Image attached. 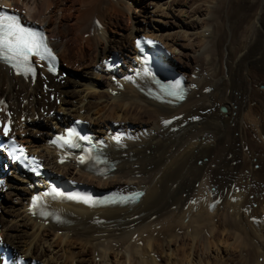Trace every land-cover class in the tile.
<instances>
[{
    "label": "bare ground",
    "instance_id": "bare-ground-1",
    "mask_svg": "<svg viewBox=\"0 0 264 264\" xmlns=\"http://www.w3.org/2000/svg\"><path fill=\"white\" fill-rule=\"evenodd\" d=\"M142 2L0 0V12L44 26L61 57L58 75L41 68L35 83L0 64V123L10 116L13 135L50 172L98 190L146 191L124 208L55 205L65 224L37 219L29 204L36 186L0 153V193L2 182L9 190V200H0V245L27 264H264V0H156L154 9ZM143 34L162 41L169 63L195 86L184 103L140 92L141 75L102 74L110 53L135 63L134 39ZM215 45L220 58L208 55ZM179 115L177 131L162 125ZM78 118L102 134L113 124L134 128L126 149L108 146L115 170L105 179L74 162L58 164L50 140ZM211 195L223 200L212 210Z\"/></svg>",
    "mask_w": 264,
    "mask_h": 264
},
{
    "label": "snow or ice",
    "instance_id": "snow-or-ice-1",
    "mask_svg": "<svg viewBox=\"0 0 264 264\" xmlns=\"http://www.w3.org/2000/svg\"><path fill=\"white\" fill-rule=\"evenodd\" d=\"M140 46V41H137V47ZM38 57L41 60H47L52 70L51 64L55 61L56 57L52 49L47 44V38L42 32L33 31L24 28L16 23L13 17H0V59L13 62V67L23 68L27 71H33L30 63L31 57ZM177 94V93H172ZM182 98V97H181ZM167 123V122H165ZM5 136L8 135V128H4ZM79 134L74 129H69L66 136L58 137L62 141V145L75 147L74 138ZM84 139L83 137H80ZM56 141H53L55 143ZM11 154V153H10ZM16 158V157H14ZM26 159V157H25ZM84 158L81 157V163ZM57 196L64 195L53 189ZM69 199L82 200L84 203H90V197H81L78 195H69ZM34 201L37 198H33Z\"/></svg>",
    "mask_w": 264,
    "mask_h": 264
},
{
    "label": "rangeland",
    "instance_id": "rangeland-1",
    "mask_svg": "<svg viewBox=\"0 0 264 264\" xmlns=\"http://www.w3.org/2000/svg\"><path fill=\"white\" fill-rule=\"evenodd\" d=\"M140 1H143V2H142L143 4L141 3L140 5H144V6H145V5H150L153 9L155 8L154 5H152V4H153L154 2H156V0H140ZM188 1H191V0H188ZM135 4H136V3H135ZM154 4H155V3H154ZM160 4H161V3H160ZM218 5H219V4H217V8H215V11L213 10L212 15H215V14L217 15L216 12L222 10V8H221L220 5H219L220 8H218ZM216 9H217V10H216ZM219 9H220V10H219ZM234 10H235V11H234ZM237 11H238V12H237ZM214 12H215V13H214ZM233 12H234V13H233L234 16H238V14L241 13L240 6L234 7ZM235 12H236L237 14H236ZM213 13H214V14H213ZM221 13H222V12H221ZM177 14H178V13H177ZM216 15H215V16H216ZM252 19H253V20H252ZM254 20H255V17L252 16V17H250V20H249V21H250V22H253ZM111 34H112L113 36H115V37H120V36H121V35H120L121 33H118V34H117V33H112V32H111ZM212 49H213V50H211V52L208 53V55L210 56V58H211V56H212L213 54L216 55L215 57H219V58H220L221 55H222V51H221L222 49H220V48L218 49V48L216 47V45H215L214 48H212ZM214 49H215V50H214ZM216 50H217V53H216ZM218 50H220V51L218 52ZM110 54H112V53H110ZM217 59H218V58H217ZM203 67H204L203 70H205V66H204V64H203ZM206 70H207V69H206ZM206 70H205V71H206ZM205 71H202L201 74L203 75ZM206 72H207V71H206ZM71 73L73 74V78L75 79V78H76L75 75H76L77 71L73 69V70H71ZM262 86H263V85H262ZM262 86H261V87H262ZM45 87H46V88H45ZM48 87H49L48 84H45L44 82H42V88H43L44 90H48ZM262 89H264V87H263ZM38 98L41 99V96H39ZM50 99H51V100H55V97L53 96V98H52V97L50 96ZM55 101H56V100H55ZM57 104H58V103H57ZM36 119H38V118H36ZM23 121H26L25 118H23ZM245 151H248V148H247V147H246V150H245ZM200 165H202V164H200ZM233 166H236V162L233 164ZM1 168H2L4 171H7V172H8V170H7L6 168H4V167H1ZM255 169H259V168H258V165H255ZM2 184H3V188H2L1 193H0V197H1L0 200H1V203H6V202L9 200V199H8V196H9V190H8V185H7L8 183H6V182H2ZM2 184H1V185H2ZM5 199H6V200H5ZM14 200L17 202V201L20 200V199H19L18 197H15ZM0 233H1V231H0ZM179 234L182 235V233H179ZM179 247H180L181 249H180ZM176 248H178V249H177L178 254H177V251H175V256H176V257H179V256L184 252V250H182V249H184V248H183V246H181V245L178 246V247H176ZM221 248H226V246H221ZM227 248L230 249V247H227ZM181 250H182V251H181ZM179 252H180V253H179ZM183 254H184V253H183ZM183 254L180 256V258L184 257L185 254H184V255H183ZM178 255H179V256H178ZM163 259L165 260V262L167 261V258H163ZM164 260L162 261V262H163L162 264H165ZM28 261H30V259H29Z\"/></svg>",
    "mask_w": 264,
    "mask_h": 264
}]
</instances>
